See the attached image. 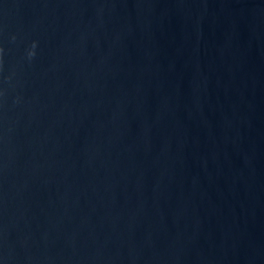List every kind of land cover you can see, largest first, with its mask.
<instances>
[{
	"label": "water",
	"instance_id": "obj_1",
	"mask_svg": "<svg viewBox=\"0 0 264 264\" xmlns=\"http://www.w3.org/2000/svg\"><path fill=\"white\" fill-rule=\"evenodd\" d=\"M0 264H264V0H0Z\"/></svg>",
	"mask_w": 264,
	"mask_h": 264
},
{
	"label": "clouds",
	"instance_id": "obj_2",
	"mask_svg": "<svg viewBox=\"0 0 264 264\" xmlns=\"http://www.w3.org/2000/svg\"><path fill=\"white\" fill-rule=\"evenodd\" d=\"M35 45H33V47H34Z\"/></svg>",
	"mask_w": 264,
	"mask_h": 264
}]
</instances>
